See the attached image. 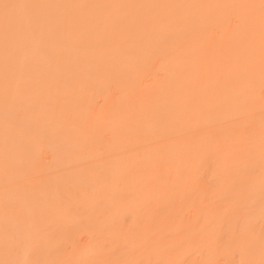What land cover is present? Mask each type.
<instances>
[{
    "label": "bare ground",
    "instance_id": "bare-ground-1",
    "mask_svg": "<svg viewBox=\"0 0 264 264\" xmlns=\"http://www.w3.org/2000/svg\"><path fill=\"white\" fill-rule=\"evenodd\" d=\"M0 264H264V0H0Z\"/></svg>",
    "mask_w": 264,
    "mask_h": 264
}]
</instances>
